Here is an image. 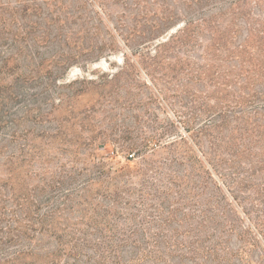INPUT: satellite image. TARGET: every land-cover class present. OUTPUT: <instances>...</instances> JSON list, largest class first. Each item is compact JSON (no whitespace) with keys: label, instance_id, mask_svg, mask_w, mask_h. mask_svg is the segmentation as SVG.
Here are the masks:
<instances>
[{"label":"rangeland","instance_id":"obj_1","mask_svg":"<svg viewBox=\"0 0 264 264\" xmlns=\"http://www.w3.org/2000/svg\"><path fill=\"white\" fill-rule=\"evenodd\" d=\"M0 222V264H264V0H0Z\"/></svg>","mask_w":264,"mask_h":264},{"label":"trees","instance_id":"obj_2","mask_svg":"<svg viewBox=\"0 0 264 264\" xmlns=\"http://www.w3.org/2000/svg\"><path fill=\"white\" fill-rule=\"evenodd\" d=\"M3 209V207H2ZM8 224L6 223V228H7ZM5 234H4V238L3 239V242L2 243H5V244H11V245H16L17 243H19L20 241L22 242V239H28L31 237H28V236H20V234H12V231H10V227L7 228ZM3 233L4 232V227L1 225V222H0V233ZM59 253V252H57ZM23 254H26V252H23L22 250L18 251L16 253V256H15V259ZM82 255H86V254H82V253H79V252H74V253H68L67 254V257H70L73 259V263L74 264H78V261L80 260V258L82 257ZM100 255V254H98ZM52 256H54V253H52ZM55 257V256H54ZM101 257H103V254L100 255V260H101ZM54 262V258H52V260H50V263H53Z\"/></svg>","mask_w":264,"mask_h":264}]
</instances>
